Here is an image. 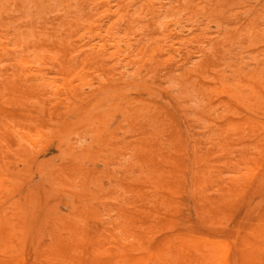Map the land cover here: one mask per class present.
<instances>
[{
  "label": "rangeland",
  "instance_id": "obj_1",
  "mask_svg": "<svg viewBox=\"0 0 264 264\" xmlns=\"http://www.w3.org/2000/svg\"><path fill=\"white\" fill-rule=\"evenodd\" d=\"M0 264H264V0H0Z\"/></svg>",
  "mask_w": 264,
  "mask_h": 264
},
{
  "label": "bare ground",
  "instance_id": "obj_2",
  "mask_svg": "<svg viewBox=\"0 0 264 264\" xmlns=\"http://www.w3.org/2000/svg\"><path fill=\"white\" fill-rule=\"evenodd\" d=\"M73 199V198H72ZM234 242V241H233ZM228 243V242H227ZM227 251V250H226ZM226 255V254H225Z\"/></svg>",
  "mask_w": 264,
  "mask_h": 264
}]
</instances>
